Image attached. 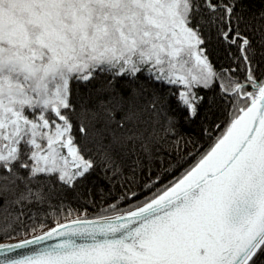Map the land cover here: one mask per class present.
<instances>
[{"label": "snow or ice", "instance_id": "snow-or-ice-1", "mask_svg": "<svg viewBox=\"0 0 264 264\" xmlns=\"http://www.w3.org/2000/svg\"><path fill=\"white\" fill-rule=\"evenodd\" d=\"M183 126L208 147L161 183ZM0 240V264H264V0H0Z\"/></svg>", "mask_w": 264, "mask_h": 264}, {"label": "trees", "instance_id": "trees-1", "mask_svg": "<svg viewBox=\"0 0 264 264\" xmlns=\"http://www.w3.org/2000/svg\"><path fill=\"white\" fill-rule=\"evenodd\" d=\"M215 59V58H214ZM183 130L185 131L187 136H191L193 138V144H189L187 146H185L183 143L181 144V150L179 152V154L176 153L175 149H173V155H172V160L169 161L167 158L165 160V168H168L169 164H172V171L171 172H164L162 175V180L161 183H165L168 180H171L174 176L178 175L180 171L183 170V168H186L188 165H190L193 161V159H195V156L190 155V153L193 152L194 150V145L197 147L198 152H202L204 151V149H206L208 147V141L207 138L202 136V135H198L196 132L192 131L191 128H189L188 126H183ZM197 152V154H198ZM181 158H183V160H181ZM177 161H180L179 164H177ZM107 202H111V201H107ZM73 207H75V205H73ZM97 209L100 208V205L97 204ZM47 211H51V209L47 210ZM57 211H59V209H57ZM89 211H92V209L90 208ZM70 217V218H74ZM54 218L49 216L47 219L44 220V223L46 225V227L48 226H52L51 221ZM62 222V220H61ZM3 240H0V242Z\"/></svg>", "mask_w": 264, "mask_h": 264}, {"label": "rangeland", "instance_id": "rangeland-1", "mask_svg": "<svg viewBox=\"0 0 264 264\" xmlns=\"http://www.w3.org/2000/svg\"><path fill=\"white\" fill-rule=\"evenodd\" d=\"M48 227H50V226H48ZM1 242H3V241H1Z\"/></svg>", "mask_w": 264, "mask_h": 264}]
</instances>
